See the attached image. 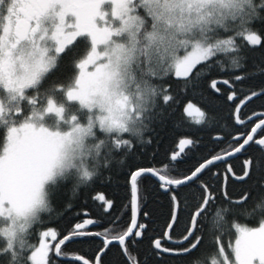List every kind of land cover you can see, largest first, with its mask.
Here are the masks:
<instances>
[{
  "label": "snow or ice",
  "instance_id": "snow-or-ice-1",
  "mask_svg": "<svg viewBox=\"0 0 264 264\" xmlns=\"http://www.w3.org/2000/svg\"><path fill=\"white\" fill-rule=\"evenodd\" d=\"M256 101L264 0H0V264H264Z\"/></svg>",
  "mask_w": 264,
  "mask_h": 264
},
{
  "label": "trees",
  "instance_id": "trees-1",
  "mask_svg": "<svg viewBox=\"0 0 264 264\" xmlns=\"http://www.w3.org/2000/svg\"><path fill=\"white\" fill-rule=\"evenodd\" d=\"M225 87V86H224ZM193 103L196 104L197 107H201L200 103L198 101H193ZM218 103L223 104L224 102L218 101ZM231 103V102H227ZM261 101H256L254 104H250L248 109H245V111L248 112L249 115H252V109H255L257 112L264 111L260 107ZM203 110V108H202ZM229 109L225 108L223 111V115L226 117L228 115ZM178 118H182L184 121L192 122L195 119V114L193 116H187L186 114H183V108L180 109L178 113ZM258 122V121H257ZM195 127L196 125L193 123L192 125ZM254 126V125H253ZM251 129L249 128V131ZM184 129L176 127L174 123H170L169 129L166 132V134L163 135L162 138H158L157 141L149 146L148 150L142 154L141 158L138 162L144 163V164H150L153 162L152 152L157 151L160 153H163L164 151H167L169 156L172 154L173 151L177 152V145L182 138H186L183 136ZM207 139V138H206ZM206 154V153H205ZM234 166L239 170V166L243 164V156H241V159L238 161H233ZM227 165H224L220 169L221 176H223L224 172L226 171ZM103 194L106 197H111L113 195L112 191L104 186H100L96 191H94L91 196L94 197L96 195ZM162 201H157V203H160ZM81 204H83V201H80ZM99 201H93L91 197H89V203L85 207L78 208V211H80L81 215H83L84 212L90 211L91 213H95L97 211L96 205H98ZM162 221H157V228L159 224H161ZM63 225H60L62 227ZM249 226H252L249 224ZM54 227H56L54 225ZM225 245H227V238H225ZM66 252L68 254V257H71L74 254H80L81 252L85 255L87 258L88 255H90L89 248L87 245L81 246V245H69L66 248Z\"/></svg>",
  "mask_w": 264,
  "mask_h": 264
},
{
  "label": "water",
  "instance_id": "water-1",
  "mask_svg": "<svg viewBox=\"0 0 264 264\" xmlns=\"http://www.w3.org/2000/svg\"><path fill=\"white\" fill-rule=\"evenodd\" d=\"M226 87V86H225ZM179 145V144H178ZM178 145H177V152L179 151V147H178ZM239 155V154H238ZM69 259L71 258V257H68Z\"/></svg>",
  "mask_w": 264,
  "mask_h": 264
}]
</instances>
